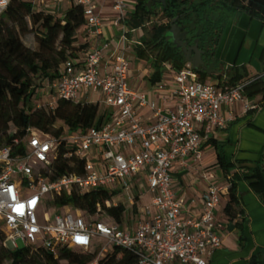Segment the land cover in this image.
<instances>
[{
	"label": "built area",
	"instance_id": "built-area-1",
	"mask_svg": "<svg viewBox=\"0 0 264 264\" xmlns=\"http://www.w3.org/2000/svg\"><path fill=\"white\" fill-rule=\"evenodd\" d=\"M10 1L0 3V18ZM72 1L83 6L89 34L98 36L102 20L95 0ZM112 10L121 46L109 71L101 72L107 43L84 50L61 64V74L51 84L55 95L48 102L52 109L57 99L83 98L108 109V119L99 127L76 131L56 122L53 128L60 129L58 135L29 126L12 146L0 147V222L5 246L17 248L19 240L21 246L40 247L54 256L61 248L90 251L96 247L99 254H106L119 246L136 255V264H207V257L222 243L223 224L217 209L231 181L228 186L209 184L199 197L200 211L184 216V202L174 192L170 169L174 162L185 166L188 156L200 160L198 127L223 128L233 119L232 107L243 101L245 86L261 75L221 88L199 80L185 63L176 73V107L166 110L129 86L128 33L123 24L129 12L127 0H112ZM142 107L151 110L149 124L137 115ZM222 107L226 117L219 115ZM249 108L244 102L243 109ZM59 146L65 149L60 160ZM96 189L109 194L105 207L135 206L139 214L135 227L116 222L99 204L95 213H89L69 203H55L63 194ZM146 192L150 202L142 205ZM102 214L107 218H101Z\"/></svg>",
	"mask_w": 264,
	"mask_h": 264
},
{
	"label": "trees",
	"instance_id": "trees-1",
	"mask_svg": "<svg viewBox=\"0 0 264 264\" xmlns=\"http://www.w3.org/2000/svg\"><path fill=\"white\" fill-rule=\"evenodd\" d=\"M45 0H11L0 18V147L12 146L15 138H21L26 128L35 127L47 134L58 135L60 129H54L56 122L64 123L68 130H85L99 127L109 117V110L98 103L67 101L57 99L54 107L38 108L32 104L36 89L46 81L52 84L61 74V64L69 58H75L86 44L76 45V32L85 23L83 6L72 2L63 12H44L36 4ZM218 17L214 20L213 13ZM245 13L264 24V0H135L131 13H127L123 24L132 29L140 28V43L134 46L137 57L150 59L155 71L152 80L160 77V65L169 61L179 70L185 65L184 55L169 36L170 21L183 27L190 37L197 38L204 51L203 60L206 71L197 72L201 81L209 74L215 63L214 49L228 19ZM158 17L161 22L153 21ZM33 32L35 49L26 46L21 35ZM231 75L216 85L224 88L247 80L249 76L238 67L232 68ZM264 90V78L259 77L244 88V94L253 97ZM207 142H212L208 139ZM214 143V142H213ZM215 147H217L215 145ZM63 146L57 150V158H63ZM79 163L80 159H75ZM64 163V162H63ZM217 163L223 170H230L220 153ZM60 166V171L64 166ZM264 171V153L249 175L234 174L224 195L226 202L223 214L233 221L242 213L235 186V179L243 178L252 188L259 185V173ZM59 173V172H58ZM109 194L96 189L84 194H63L55 199L58 205L69 203L78 209L95 213L97 204L114 220L122 224V218L128 209L121 204L117 207H105L104 201ZM137 213L135 206L130 210ZM0 222V264H92L96 251L78 253L72 248H61L57 256L42 248L19 246L14 249L4 244V233ZM136 255L119 246H112L96 264H136ZM246 264H264L262 253L253 255Z\"/></svg>",
	"mask_w": 264,
	"mask_h": 264
},
{
	"label": "crops",
	"instance_id": "crops-1",
	"mask_svg": "<svg viewBox=\"0 0 264 264\" xmlns=\"http://www.w3.org/2000/svg\"><path fill=\"white\" fill-rule=\"evenodd\" d=\"M62 1L57 0L55 4L47 2L51 3L48 6L55 12ZM64 1L67 4L65 9L73 2ZM95 2L96 13L102 20L101 32L93 37L83 25L76 32L75 44H86L79 52V55H82L88 48L107 43L101 64V72L105 73L111 68L113 58L120 49V30L112 24V0ZM127 3L128 13H131L135 0H127ZM126 28L128 39L125 53L128 57L129 86L145 93L156 105L166 110H174L177 104L174 91L178 70L173 68L169 61H164L159 68L160 77L152 80L150 77L155 68L151 60L137 57L134 51V46L140 43L142 31L140 28ZM214 58L216 61L203 82H222L231 75L233 67L240 68L249 76L256 74L264 78V24L245 13L228 19L215 46ZM82 100L83 98L80 99L81 102ZM244 102L250 105L247 111L243 109ZM232 113L233 119L221 129L206 131L203 125L198 127L201 136L200 160H193L188 156L185 166L174 162L170 169L174 192L184 202V216L195 215L200 211L199 197L209 184L223 186L222 182H225V186H228L234 174L249 175L264 153V90L253 97L243 94V101L232 107ZM137 115L144 124L152 122L151 110L148 107L137 110ZM219 115L226 117V108L222 107ZM208 139H212V142H207ZM217 153L229 164L230 170H223L218 165ZM259 181L255 189L245 179H235L238 204L242 213L233 221H228L224 216L222 209L226 198L222 199L217 209V218L223 224L222 243L207 257V264H246L253 255H264V171L259 173Z\"/></svg>",
	"mask_w": 264,
	"mask_h": 264
},
{
	"label": "rangeland",
	"instance_id": "rangeland-1",
	"mask_svg": "<svg viewBox=\"0 0 264 264\" xmlns=\"http://www.w3.org/2000/svg\"><path fill=\"white\" fill-rule=\"evenodd\" d=\"M65 4H63V3ZM60 2L59 4V8H57L56 10L58 11H55V12H63L65 10V7L67 4L65 3L66 1H62ZM52 4H55V2H52ZM50 2H38L36 4V7L43 10L44 12H49V13H53L54 11H51L50 9V6H48V4H51ZM63 4V5H62ZM216 13V12H215ZM153 21H157V22H161L159 20V18L156 16L155 18L152 17L151 18V23ZM21 39L23 41V43L28 46L29 48H32V49H35L36 47V43H35V37H34V33L31 31V32H28L26 34H23L21 35ZM55 93L54 91L52 90V87L50 84H48L46 81L43 82V85L42 86H39L37 89H36V93L35 95L32 97V104L37 107V105H39L40 107L38 108H49L48 106V102L51 100V97L54 96ZM97 96L93 95L92 98L96 99ZM102 107V106H101ZM222 185L225 186V182H222ZM144 190H146V187H144ZM149 200H150V197L148 195V193L146 192L143 197H142V200H141V204L143 205H147L149 204ZM62 210V209H61ZM71 211H74L75 209H71ZM131 209H128L126 214L123 216L122 218V224L124 227H128V228H134L136 223H137V220L139 219V214L138 212L137 213H131L130 212ZM77 211H84L82 209H78ZM138 211V209H137ZM101 218H107V216L105 214H102V216H100ZM1 230L3 231L2 227H1ZM4 233V231H3ZM5 236V235H4ZM3 244L5 245V239L3 241ZM17 244L18 246H21V242L19 240H17ZM73 250H75L76 252L78 253H88L89 250H85L83 248H73ZM92 251H96V257H95V261L97 262L102 256H104L105 254H99V250L96 248V247H93L91 249Z\"/></svg>",
	"mask_w": 264,
	"mask_h": 264
},
{
	"label": "water",
	"instance_id": "water-1",
	"mask_svg": "<svg viewBox=\"0 0 264 264\" xmlns=\"http://www.w3.org/2000/svg\"><path fill=\"white\" fill-rule=\"evenodd\" d=\"M162 4L165 0H159ZM216 13L214 14V17ZM182 27L176 23V18L170 21L169 36L172 42L181 50L184 55L185 63L191 65V69L196 72L206 71L207 66L203 60V50L198 47V40L189 44L186 39V31H181Z\"/></svg>",
	"mask_w": 264,
	"mask_h": 264
},
{
	"label": "flooded vegetation",
	"instance_id": "flooded-vegetation-1",
	"mask_svg": "<svg viewBox=\"0 0 264 264\" xmlns=\"http://www.w3.org/2000/svg\"><path fill=\"white\" fill-rule=\"evenodd\" d=\"M214 14L215 12L213 13L212 17L214 18V20L218 17V14L216 13V16L214 17ZM253 19V18H252ZM227 22V21H226ZM181 31H186L183 27L181 29ZM187 32V31H186ZM186 39L188 40V43L189 44H193L195 40H198L197 38H191L190 35H188V32L186 33ZM198 47H200V43H199V40H198ZM202 49V48H201ZM203 55H204V51H203Z\"/></svg>",
	"mask_w": 264,
	"mask_h": 264
},
{
	"label": "clouds",
	"instance_id": "clouds-1",
	"mask_svg": "<svg viewBox=\"0 0 264 264\" xmlns=\"http://www.w3.org/2000/svg\"><path fill=\"white\" fill-rule=\"evenodd\" d=\"M6 2V0H0V3Z\"/></svg>",
	"mask_w": 264,
	"mask_h": 264
}]
</instances>
